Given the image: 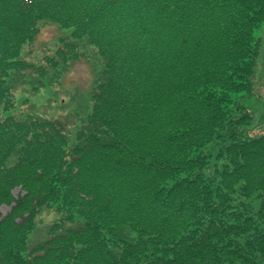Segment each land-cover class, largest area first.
<instances>
[{"label": "trees", "instance_id": "16d2710c", "mask_svg": "<svg viewBox=\"0 0 264 264\" xmlns=\"http://www.w3.org/2000/svg\"><path fill=\"white\" fill-rule=\"evenodd\" d=\"M263 20L264 0H0V264H264V123L240 100ZM50 23L71 36L35 57ZM85 47L101 68L73 140L15 86H58Z\"/></svg>", "mask_w": 264, "mask_h": 264}, {"label": "rangeland", "instance_id": "374dc122", "mask_svg": "<svg viewBox=\"0 0 264 264\" xmlns=\"http://www.w3.org/2000/svg\"><path fill=\"white\" fill-rule=\"evenodd\" d=\"M71 31L72 27L66 28L54 23L43 27L33 41L32 55L38 57L45 46L55 45L61 36H71ZM257 33L263 38L260 58L254 72L256 77V79L254 78L255 88L259 85V89L257 88L259 92L256 95L257 99H255V95L250 94H245L240 99L251 109L253 108L254 114H256L253 121L255 127L264 123V20L261 27L257 29ZM84 51L83 59L73 64L72 68L62 76V81L58 86H45L37 92L22 83H17L15 86L17 102H19L18 108L32 104V109L37 112H44L51 117L70 121L73 124V140L75 139V132L79 128L80 120L85 119L92 112L96 74L101 68L100 60L92 48L85 47ZM7 113L11 114L14 111H8ZM13 192L16 197L23 193L20 188H16ZM261 201L262 197H258L255 204L259 206ZM1 210L5 214L10 210V207L3 205ZM60 216L61 214L56 208H46L36 216L37 226L29 235L31 246L47 237L50 226Z\"/></svg>", "mask_w": 264, "mask_h": 264}]
</instances>
